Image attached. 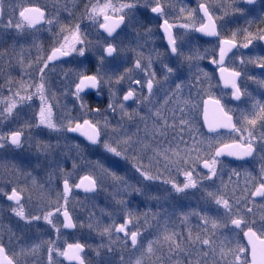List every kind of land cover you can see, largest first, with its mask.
<instances>
[{
  "label": "snow or ice",
  "instance_id": "6c2138e0",
  "mask_svg": "<svg viewBox=\"0 0 264 264\" xmlns=\"http://www.w3.org/2000/svg\"><path fill=\"white\" fill-rule=\"evenodd\" d=\"M175 7L0 0V150L35 142L37 152L34 165L0 164V200L18 222L0 233V264H264V0H198L170 20ZM149 14L162 21V51ZM240 20L247 26L226 31ZM26 36L35 56L17 38ZM224 158L240 165L231 189ZM80 192L106 194L99 216L83 205L87 218L76 214ZM197 193L198 208L186 210Z\"/></svg>",
  "mask_w": 264,
  "mask_h": 264
},
{
  "label": "flooded vegetation",
  "instance_id": "af4514ba",
  "mask_svg": "<svg viewBox=\"0 0 264 264\" xmlns=\"http://www.w3.org/2000/svg\"><path fill=\"white\" fill-rule=\"evenodd\" d=\"M8 2H9V0H5V5H7ZM14 2L23 3L26 6L27 5L44 6V5H51L53 3V0H14ZM75 2L77 4H79L78 11H82L83 4L85 2H87V0H75ZM197 2H198V0H171V3L175 4L176 7H175V9H169V12L171 13L169 19L171 20L172 16H176V15L179 14V8H180L181 5H184V6L188 7V8H195V7H197ZM49 10H51V9H49ZM63 15H66V13H64ZM149 15L152 17V23H151L150 26L152 27L154 32L159 33L158 35L154 36L152 38V40L154 42V45L156 47H159L160 50L162 51L163 48L161 46L164 43H166V41H164L162 39V36H163L162 30L159 29V23H161L162 21H160L157 18H155L154 14H149ZM178 22H182V21H178ZM246 26L247 25H245V22L243 20H240L238 22L230 23L228 25V28L226 29V31L231 30V29H235V28H238V27H246ZM256 27H257V24H254L252 26L253 31L256 30ZM36 36L39 38V41L43 43L45 49H47L48 46H49V43H50V40L47 38L48 37L47 32L36 33ZM17 38L20 40V43L23 44L25 54H27L28 51H31L32 56H35V54H36L35 49L31 48L32 37L31 36H26V37H17ZM210 39L211 38H205L204 41H200L199 42L202 51H203V49L205 47H211V44L206 42V41H208ZM7 40H8V44L9 45L11 43H13V37H8ZM212 43H215V41H212ZM19 50L20 49L18 47L17 51H19ZM253 51L258 53L259 52V48H256ZM240 54L247 55L248 54V50L240 49V51L238 52V55H240ZM205 65H207L206 71H209V72L213 71L214 66L210 65L208 63L207 59L202 62L201 66L203 67ZM13 76L15 78L19 79L18 70L16 72H13ZM3 83H4L3 80L0 79V84H3ZM213 83L215 84V81H213ZM248 88L251 91V90H253L255 88V85H252V84L249 83L248 84ZM184 91H185V95H187L188 88H185ZM194 91H195V89H193V92ZM213 92L217 96L221 95V92H220L219 89H214ZM3 93H4V95H7V93H8V89H7L6 85L3 88ZM255 94L257 95L258 98L260 97V93L259 92H256ZM228 98H230V94H229V96L225 97V99H228ZM90 99H91V103H92L93 106H96L99 103V101L101 100L100 97H96V96H92ZM103 99H104V101L106 103V96ZM69 107H71V105H69ZM228 107L239 109V108H244L245 105L244 104H240L239 102L233 101V102H231L228 105ZM47 135H48L47 133H43V134H41L40 137H36V139H46ZM12 153H18V154L21 153V154H27V155H37L35 142H33V146L31 148L29 147L28 143H25L23 150L14 149V150H9L7 152H4V151L0 150V155H2V154H12ZM231 160H232V158H224V160H223V163L226 166L225 170H224V174H223V180H224V182L226 184H229V189H231L232 185L235 183V181L237 179L236 177H232L231 183L229 182L230 169L232 167H239L240 166L239 162H232L230 164L229 161H231ZM244 167L247 168V167H249V165H244ZM68 168H69V166H68ZM0 176H3V175L0 174ZM217 183L219 184V181H217ZM240 183H241V185L244 183L243 177L240 178ZM77 191H79V190H77ZM111 191H112V189H108L109 193ZM198 196H199L198 193L195 196H189L188 198H191V199H189V200L184 199L182 201V203L183 204L187 203V204H185V205H187L186 208L190 207L192 209H196L199 206ZM83 197H85L84 194L82 192H80V194L78 196H74L73 197L74 198L73 202L75 203L76 214H78V215L82 214L85 219L88 216V212L83 211L81 205H83V207L88 208L89 210L95 211L97 216H99L100 215V211L99 210L101 208H104L105 205L108 202L106 200V194L101 193L98 197H96V200L94 201L95 202L94 204L96 205V207L93 209L92 208V205H93L92 202L84 200L85 202H89V203H86L85 205L83 204L84 203ZM79 200L81 202H83V203H80ZM77 201L79 203H76ZM257 203H259V201H257ZM138 204H139L140 212H145V211L149 210V204L148 203H146V202L145 203H140L139 201H136V200L133 201V207L134 208ZM152 210L155 211V207L154 206L152 207ZM176 224H177V226H179L180 221L176 220ZM197 224H198V220L196 219V217H192L191 218V226L193 228H195L197 226ZM8 228H11L13 231H17L18 230V222H17V219L14 218L12 216L11 212L8 210V205L4 201L0 200V233H3ZM73 233L74 232H72V230H69L68 233L65 234V238L68 240V242H75V240L77 239V238L72 237ZM82 236L83 237H87L88 234L85 231H83ZM46 238L47 237H45V239ZM4 239L7 240V235L4 236ZM92 241H95V244L100 242L98 238H96V239L89 238L88 239V243H90ZM88 255H90L91 258H89ZM87 259H92V253L91 252L87 253ZM65 264H68V262H65Z\"/></svg>",
  "mask_w": 264,
  "mask_h": 264
},
{
  "label": "rangeland",
  "instance_id": "374dc122",
  "mask_svg": "<svg viewBox=\"0 0 264 264\" xmlns=\"http://www.w3.org/2000/svg\"><path fill=\"white\" fill-rule=\"evenodd\" d=\"M35 157H36V155H27V154H21V153L20 154H18V153L2 154V155H0V164H7L9 167H11L12 164H16V165H21L22 166V162L32 161V163L34 165L35 162H36L35 161ZM92 158H95V157H92ZM68 166H69V168L71 167V161L68 162ZM27 170H31V169L28 168ZM0 174L3 175V176L5 175L4 170L2 168H0ZM81 174H83V173H81ZM34 175H35V173H34ZM43 178L46 180L47 179V175L44 174ZM21 179H22V177H21ZM77 179H78V177H77ZM185 199L189 200L191 198H185ZM84 200H86L85 197H83V201ZM95 200H96V198L94 200H87V201L92 202V204H94ZM79 202L83 203L80 200H79ZM89 202H85L84 201L83 204L85 205L86 203H89ZM185 204H187V203H185ZM186 206L187 205H185V208H186ZM191 209L192 208H190V207L186 208V210H191ZM84 231L87 233L86 229ZM82 233L83 232L76 231V232L73 233L72 237L79 238V237L82 236ZM90 244H93V246H95V241L90 242ZM88 257L91 258L90 255H88Z\"/></svg>",
  "mask_w": 264,
  "mask_h": 264
}]
</instances>
